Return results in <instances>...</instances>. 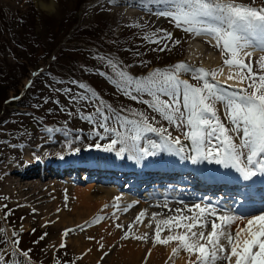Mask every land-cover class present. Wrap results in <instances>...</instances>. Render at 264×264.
Segmentation results:
<instances>
[{"label": "snow or ice", "instance_id": "1", "mask_svg": "<svg viewBox=\"0 0 264 264\" xmlns=\"http://www.w3.org/2000/svg\"><path fill=\"white\" fill-rule=\"evenodd\" d=\"M149 5H157L155 15L167 18L184 33L210 37L214 41L212 46L225 57L223 64L229 68L227 79L244 87L230 91L231 85L220 86L217 70H206L184 61L155 68L147 75H134L129 71L132 65L124 64L111 54L97 52L93 59L99 61L101 67L92 71L106 77L118 93L145 105L146 109L115 107L106 103L93 87L73 79L69 84L81 91L76 92L71 86L53 89L68 94L70 103L79 105L69 115H76L93 126L92 131L99 139L109 138L106 145L96 143V149L115 152L121 159L125 153H130L127 158L139 163L166 153L189 160L193 165L207 162L234 170L242 181L264 176V55L255 61V66L252 60L253 51L264 52V5H256L255 0L251 3L242 0H144V7L151 11ZM143 39L158 45L153 50L159 52L181 44L179 38L174 39L173 33L165 29L155 30L153 35H145ZM140 63L146 62L141 60ZM43 71L38 69L31 75L38 77ZM81 71L89 69L82 65ZM219 71L222 74V69ZM182 74H191L196 83L182 79ZM31 86L33 82L29 80L26 87ZM54 103L59 105L60 101ZM89 105L93 111L86 112L84 109ZM218 105L222 106L223 119ZM60 110L66 109L61 107ZM170 129L177 130L179 135L174 136ZM47 131L50 133L53 129ZM150 134L158 140L152 139ZM184 141L189 143L186 145ZM3 207L7 209V205ZM163 207L168 208L167 203ZM168 211L172 214L164 218H158L162 213H152L155 221L152 243L153 246L174 245L172 257L183 251L188 256L186 264H264V204L250 205L244 213L219 209L210 201L185 204L183 208H169ZM11 214V209L5 211V221ZM145 217L146 213L141 211L135 222L143 224ZM102 219L97 217L92 223ZM115 226L124 228L121 224ZM133 226H127L121 239L147 242L148 233L135 235ZM78 227L83 230V225ZM147 227L151 228L152 223ZM73 231L75 229H66L62 235L68 237ZM165 232L168 234L164 235ZM17 236L13 231L5 238L6 233L0 228V244L5 245L0 247V264H30L31 249H21ZM45 236L47 233L40 240ZM66 247L62 240L59 248ZM99 247L103 249L104 245ZM107 255L104 252V256ZM17 256L25 259H16Z\"/></svg>", "mask_w": 264, "mask_h": 264}, {"label": "rangeland", "instance_id": "2", "mask_svg": "<svg viewBox=\"0 0 264 264\" xmlns=\"http://www.w3.org/2000/svg\"><path fill=\"white\" fill-rule=\"evenodd\" d=\"M41 3L48 4L49 8L43 7ZM122 5L126 7V4ZM137 5L132 3L126 7V14L129 13V15L121 22L113 15V9L117 7L116 0H0V26L4 29L1 32L3 36L0 37V163L4 159L9 160L11 167L13 166L9 174H14V169L15 173L20 169L29 171L30 164H26L22 159L24 141L27 138L31 139L32 144L28 147L31 152L33 151L35 158H49L47 162L56 163L68 155L78 156L92 152H105L102 149H96L94 145L96 143L106 145L109 143V138L99 139L92 131L93 126L76 115H69V112H74L79 105L71 104L68 94L53 90L71 86L76 92L81 91L75 85H70V80L75 79L93 87L106 103H111L115 107L125 106L141 111L146 109L145 105L137 104L118 93L106 77H101L92 71V69L101 67L100 62L93 59V54L97 52L111 54L122 60L124 64L132 65L129 71L134 75H147L155 68H165L181 61L195 67L214 70L212 68L216 65L208 64L207 59L204 60L197 56V50H193L192 46L202 45L201 42L193 39L194 35L186 34L175 28L167 18L155 15L157 5H149L151 11ZM95 22L102 33L95 37L96 39H88L93 41L91 45L78 42L75 36L79 33L78 31L87 32L89 26ZM158 29L172 32L173 38H179L181 44L164 52L154 51L153 49L159 46L147 42L143 37L153 35ZM88 34H91V31ZM137 52L139 55L135 54ZM203 52L208 54L211 60L220 59L223 63L222 60L225 57L219 49L216 48L214 51L204 49ZM262 55L264 52L252 55L254 66L255 61ZM53 56L56 60H52ZM195 57L196 63L190 62V58L195 59ZM141 60L146 63L141 64ZM82 65L87 66L89 71H81ZM221 66L216 67L217 71L229 70L224 64ZM38 69H43V74L38 77L32 76L31 74ZM181 78L189 80L190 83H196L192 80L191 74H182ZM29 80L33 82V86L26 87ZM57 81H62V83H57ZM237 85L240 86H232L230 91L244 87L241 84ZM220 86L227 87L228 85L220 83ZM14 97L18 98L13 99ZM46 100L47 103H45ZM56 100L60 101L59 105L54 103ZM61 107L66 110L61 111ZM218 108L221 109L223 119L222 106L218 105ZM84 110L91 112L93 107L89 105ZM165 126H167L166 123ZM49 128L53 129L50 133L47 131ZM170 130L174 136L179 135L177 130ZM150 135L152 139H158L154 134ZM77 136L79 139H76ZM181 139L183 140V137ZM119 147L120 145H117V148ZM71 153L73 155H70ZM33 162L36 163L35 160ZM41 164L33 167L31 174L28 172L29 175L24 177L29 181L27 184L18 188L16 180L19 176L17 175L13 182L6 185L7 190L0 193V228L4 229L5 238L11 236L13 231L18 233L17 238L21 241L19 247L23 250L31 249L30 264H94L91 259H86V254L78 252L77 248V240L85 230V225L83 230L78 227L80 229L71 232L68 237H63L62 233L71 228L70 225L67 226L69 222L66 216L75 217V214L81 211L78 193L90 190L91 185H88L95 183L92 187V197L99 199L103 195L95 182L102 177L89 173V178L86 179L81 175L84 170L79 169V174L75 177L77 183H72L66 181L68 173H64L68 175H65V179L62 180L61 175L58 177V174L53 173L49 167H43ZM113 174L114 178H123L121 187L113 182L98 183V185L110 188L114 186L115 191H122L126 194L130 202L125 201L124 208L130 204L140 205L139 200L141 202L158 201L155 194L161 186L154 185L152 189L133 192L125 186L126 181L135 176V171L134 173L124 172L119 169ZM123 174L127 177H122ZM170 175L169 178L172 180L187 177L185 172L182 173L179 170H172ZM175 189V187L171 188L173 193ZM189 195L191 198H187ZM202 199L204 197L200 193L197 194L190 190L186 198L174 199L172 197L171 201L187 200L192 203H207ZM236 201V199L227 200L224 204L235 213H244L245 211L233 210L236 207ZM4 205L12 210L7 221L4 219V213L7 211ZM98 217L103 218L102 223L109 222L106 216L99 215ZM33 229L34 232L28 231H33ZM45 233L47 236L40 240ZM62 240L66 242L67 247L57 257V249ZM34 241L39 242L34 243ZM4 246L0 244V247ZM16 259L24 260L25 258L17 256ZM121 264L124 263L121 262Z\"/></svg>", "mask_w": 264, "mask_h": 264}, {"label": "bare ground", "instance_id": "3", "mask_svg": "<svg viewBox=\"0 0 264 264\" xmlns=\"http://www.w3.org/2000/svg\"><path fill=\"white\" fill-rule=\"evenodd\" d=\"M118 2L122 4H126V7L134 3V4H138L137 6L141 8H145L144 0H116L117 7H114L113 15H115L116 19H119L118 21L125 20L126 18H128L129 15V13L126 14L125 5L123 6ZM242 2L251 3L252 0H242ZM255 3L258 6L264 5V0H255ZM41 5L43 7H48L47 6L48 4L45 5L44 3H41ZM193 39L198 40L199 42L202 43L201 46L199 45L197 47L192 46L193 50L194 49L197 50L196 53L197 56L204 58V60L207 59V63L210 65L213 66L216 65L217 68L222 67L221 65H223V63L221 62L220 59H216L218 60L216 61L214 60L215 59L214 58L213 61L211 60L210 57L207 56L208 54L203 52L204 49H213V51L214 49H216L215 47L212 46L214 44V41H211L210 37L208 38L207 36H199V37L193 36ZM205 44H207L208 46ZM259 52H260L259 50L253 51L252 55ZM191 61L194 62L197 61L196 57L195 59L190 58V62ZM216 67H213L212 69L217 70ZM217 74H218L217 80L221 84L228 86L229 85L240 86L237 85L238 83L235 80L227 79L229 70L222 69V74L220 73V71H217ZM24 142H25L24 156L22 159L26 162V164H30L29 165L30 167H28L29 173L33 171L32 170L33 167L38 166V164L36 165V163H34L33 160H35L36 162L40 161L43 167H49L52 170V172L55 174L68 173L69 176H67L66 181H71L72 183L73 182L76 183L74 180L75 172H77L80 168L84 170V172H82L83 174L81 173L83 177L85 176L84 174L91 173L105 178H110L111 175H113V172L119 171V169L123 170L124 172L131 171L133 173H134L133 170H136L135 176H137L138 179L135 176L129 178L126 181V186H125L128 187V190L135 191V189L142 184L138 180H142L146 178V176L149 175L151 177L162 176L163 173L171 172L172 170H177V169L187 173V169H188L189 172L196 173V177L195 178L185 177L182 179L183 182L180 181V179H178L179 185L172 184L173 186H177L178 189L186 190L191 187L194 188L195 186L210 187L211 186L210 183H213L217 188L221 189L223 188V186H220L217 183L218 180H223L230 183H232L231 181H237V183L244 182L243 186L245 188L243 189L244 192L242 193L243 198L247 199L249 204H252L253 200H255L254 204L256 205L260 202L264 203L263 197L261 199L257 198L262 193L261 188L264 187V176L253 178L252 181H242L241 179H239L238 173H236L234 170H225L220 166H217L215 164H209L207 162L198 165H193L189 160H188L189 162L187 163V160H181L180 157L168 155L166 153L160 154L156 157L145 158L143 161L137 163L136 161L127 158L128 155H130V153H125L124 158L121 159L116 156L115 152H109V153L92 152L89 154H83L79 156L75 155L73 157L69 155L66 157L64 156L65 158H63V162H60L59 160L56 163H54V162H47V159L49 158L36 159L33 151L31 152V149H29L28 147L30 144H32L31 139L27 138L25 139ZM184 143L187 145L189 142L184 141ZM70 155L73 154L71 153ZM31 162L33 163L31 164ZM187 166H190L192 168H189ZM12 167L9 160L4 159V161L0 163V193L7 190L8 186L6 185H8L10 182H13L17 177V175L19 176L17 178L18 180H16L18 184V188L22 187V185L27 184L29 182L28 180L24 179L26 175H29V173L26 172L25 170L22 171V169H20L17 170V173L14 172V174H9L10 173L9 170ZM208 174L212 175V177H209ZM20 175H22V177H20ZM124 177H127V175L125 174ZM101 184L104 183L102 182ZM90 185H91V187L89 188L90 190H87L86 192H82L81 194L78 193L79 195H77L78 197H80L79 202L81 203L80 204L81 211L79 213H76L75 217H71L72 215L66 216L69 222L67 226L70 225L71 227L70 229H75L77 231L78 229H80L78 228V226L80 225H83V227L84 225L86 226L80 238L77 240V248L79 249L78 252L83 253V255L86 254L85 257L87 260L91 259L93 261L92 263L94 264H114V263L121 264V262H123L124 264L126 263L127 264L128 263L129 264H186V261L188 260V256L183 251H181L178 256L172 257L171 247L174 245L153 246L152 237L154 235L155 221L152 220V213H162L163 215L158 218H164L167 215L172 214L168 211L169 208L173 210L176 208H183L185 204H188L190 206L191 204H193L192 202L187 200L181 202L176 200L168 201L166 200L165 197L160 199L156 198L158 199V201L155 200V202H152L150 200H147L146 202H141L139 200L140 205L130 204L127 207L128 210L125 211L124 203L125 201L130 202V199L126 198V194H123L122 191H115L114 186L113 188H110V187H105L104 185H98L97 183V186L99 187V190L103 192V195L100 196L99 199H94L92 197V187L95 185V183L89 184L88 186ZM158 191L162 192L163 190L160 189ZM185 192H186L185 194L188 193L187 191ZM176 193H179L178 190L176 191ZM206 197H208V194L205 196V198ZM218 197H220V199L223 198L221 197V193H218L216 198H214L215 201L214 203L219 201ZM242 200H243L242 197L238 198L239 202H241ZM165 203H167L168 208L163 207ZM108 208L109 210H107ZM141 211H144L146 213V217L143 218L142 226L140 223L135 222L136 216ZM109 214L112 215L108 216ZM99 215L108 217L109 222L102 223V221H100L99 222L100 224L92 223V221H94ZM122 215L125 217H121ZM149 222L152 223L151 228L147 227ZM116 224H121L124 226V228L118 229L115 226ZM129 224L134 225L132 232L135 235H142L144 233H148L147 242L137 241L135 239L121 240V237L124 234V231L127 230V226ZM167 234H168L167 232L164 233V235ZM88 237H94L95 239L90 240L88 239ZM120 240H121V244H120ZM100 244L104 245L103 249H100L99 247ZM89 249L91 251H89ZM149 249H151L150 255H148ZM104 252H107L108 255L104 256ZM101 257H103V259H101ZM146 257L147 260L145 261Z\"/></svg>", "mask_w": 264, "mask_h": 264}, {"label": "trees", "instance_id": "4", "mask_svg": "<svg viewBox=\"0 0 264 264\" xmlns=\"http://www.w3.org/2000/svg\"><path fill=\"white\" fill-rule=\"evenodd\" d=\"M83 1H85V0H83ZM92 26H89V29L87 32L81 31V30L78 31L79 33H77L75 35L78 39V42H83L84 44L91 45L93 43V41L88 40V39H96L95 37H97L98 35H100L102 33V30L98 28L99 25L97 24V22H95V24H93ZM92 28H96V29H92ZM3 31H4V29L2 28V26H0V37L3 36L1 34V32H3ZM90 31H91V34H88ZM64 250H65L64 248L59 249L58 257L60 255V253L64 252ZM69 261L71 263V260H69Z\"/></svg>", "mask_w": 264, "mask_h": 264}]
</instances>
